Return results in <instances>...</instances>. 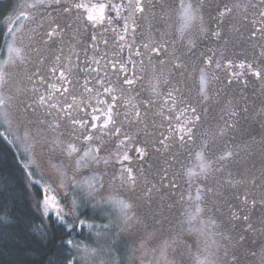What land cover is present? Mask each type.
<instances>
[{
  "label": "snow or ice",
  "instance_id": "obj_1",
  "mask_svg": "<svg viewBox=\"0 0 264 264\" xmlns=\"http://www.w3.org/2000/svg\"><path fill=\"white\" fill-rule=\"evenodd\" d=\"M23 9L35 26L27 45L7 29L0 127L15 136L0 138L22 145L35 207L63 234L56 264H264V0Z\"/></svg>",
  "mask_w": 264,
  "mask_h": 264
},
{
  "label": "trees",
  "instance_id": "obj_2",
  "mask_svg": "<svg viewBox=\"0 0 264 264\" xmlns=\"http://www.w3.org/2000/svg\"><path fill=\"white\" fill-rule=\"evenodd\" d=\"M19 0H0V60L6 55L10 35L7 29L13 27L11 22L21 7ZM0 132L4 129L0 127ZM6 135V134H5ZM8 140H11L7 136ZM22 151L14 142L9 145L7 141L0 138V216L18 218L12 228L0 229V264H56L59 241L62 233L51 219L42 215V210L35 207L38 190L27 186L25 174L16 163L23 159ZM42 223H49L47 229L51 233L47 242L41 241L40 233L37 231ZM67 238V237H63ZM77 239H83L77 236ZM29 252H37L39 255L31 256Z\"/></svg>",
  "mask_w": 264,
  "mask_h": 264
},
{
  "label": "rangeland",
  "instance_id": "obj_3",
  "mask_svg": "<svg viewBox=\"0 0 264 264\" xmlns=\"http://www.w3.org/2000/svg\"><path fill=\"white\" fill-rule=\"evenodd\" d=\"M19 2H21V4H20L21 7H20V9L18 10L17 14L13 16V19H12L11 22H14L13 28H14V30H15V41H16V43H19L21 40L23 41V43H25L24 38H26V36L23 34L24 31H27V29H25V28H24V25H23V24L25 23V21H24V20H21V21H19V22L17 23V22H16V17L20 15V12H21L22 10H24V9H23V5H24L26 2H27V3H30L31 0H19ZM10 43H13V37H12V36H10L9 44H10ZM6 56H7V51H6L5 58H6ZM5 58H4V59H5ZM6 127H7V125H5V126L2 127V128L5 130ZM11 135H12L13 137L15 136V130H14V128H13V134H11ZM18 147H19L20 150L22 151V145H21V146H18ZM199 163H200V161L196 160V161L193 163V165H191L189 168L192 169L193 171H196L195 166H197ZM197 169H198V168H197ZM61 202L63 203V200H62ZM41 210H42V209H41ZM85 211H90V210H85ZM189 242H190V243L192 242L191 238H190ZM192 254H193V255L196 254V250H195V248L192 249Z\"/></svg>",
  "mask_w": 264,
  "mask_h": 264
},
{
  "label": "flooded vegetation",
  "instance_id": "obj_4",
  "mask_svg": "<svg viewBox=\"0 0 264 264\" xmlns=\"http://www.w3.org/2000/svg\"><path fill=\"white\" fill-rule=\"evenodd\" d=\"M153 2H155V0H153ZM167 3L169 4H173L174 3V0H166ZM155 11H159V9H155ZM167 26H168V29L171 31L173 30L174 28H178L179 27V14L176 13V14H170L167 18ZM24 25V28L27 29V31H24V35L26 36V38H24V41H25V45H27L29 43L28 41V36L31 34V28L34 27L35 25L32 24L30 21H25V23L23 24ZM5 132V130H4ZM6 136H8L11 140H14V137L12 135H9L7 132H5ZM197 159L195 157L189 159V160H185L183 161V163L186 165L187 168H189L191 165H193V163L196 161ZM177 168H179V163H177ZM196 170L197 169V166H195Z\"/></svg>",
  "mask_w": 264,
  "mask_h": 264
}]
</instances>
